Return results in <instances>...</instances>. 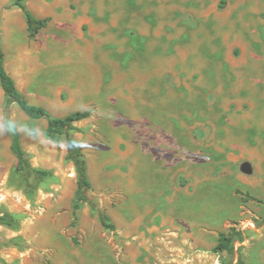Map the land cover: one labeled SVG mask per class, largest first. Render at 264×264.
<instances>
[{
	"label": "rangeland",
	"instance_id": "374dc122",
	"mask_svg": "<svg viewBox=\"0 0 264 264\" xmlns=\"http://www.w3.org/2000/svg\"><path fill=\"white\" fill-rule=\"evenodd\" d=\"M0 0L4 66L64 136L16 104L32 167L16 172L0 86V264H264V0ZM245 3V4H244ZM262 3V4H261ZM253 8H252V7ZM263 6V7H262ZM234 253L217 251L219 234Z\"/></svg>",
	"mask_w": 264,
	"mask_h": 264
},
{
	"label": "trees",
	"instance_id": "16d2710c",
	"mask_svg": "<svg viewBox=\"0 0 264 264\" xmlns=\"http://www.w3.org/2000/svg\"><path fill=\"white\" fill-rule=\"evenodd\" d=\"M15 6L20 8L25 16L26 30L29 37L34 38L40 30L47 24V18H37L30 10L26 8L25 0H14ZM0 86L4 94L3 113L5 125L11 135V150L16 157L17 163L15 171L22 173L33 171L35 173L46 174L45 171L36 169L31 166L27 156L21 146L20 135L10 119L11 105L16 104L27 116L32 119L44 118L47 122L45 133L51 139H56L64 136L67 147V158L73 162L76 172V190L74 194L73 210H77L82 202H87L93 210H98L93 201L87 198L86 192L91 188V183L87 174L86 161L83 152L76 143L72 131L75 129L74 123L88 117L89 111H75L66 116H53L46 108L29 102L27 97L18 89L14 79L7 72L4 66V52L1 47V32H0ZM99 221L105 228L112 229L113 225L109 220L108 215L98 210ZM0 223L7 224L4 216H0ZM217 251L225 250L229 254L234 253V248L231 245V238L224 233L219 234Z\"/></svg>",
	"mask_w": 264,
	"mask_h": 264
},
{
	"label": "crops",
	"instance_id": "0c3cea01",
	"mask_svg": "<svg viewBox=\"0 0 264 264\" xmlns=\"http://www.w3.org/2000/svg\"><path fill=\"white\" fill-rule=\"evenodd\" d=\"M256 1H260V0H252V3H254V2L256 3ZM251 7H252V6H251ZM253 7H254V6H253ZM253 7H252V8H253Z\"/></svg>",
	"mask_w": 264,
	"mask_h": 264
},
{
	"label": "bare ground",
	"instance_id": "6f19581e",
	"mask_svg": "<svg viewBox=\"0 0 264 264\" xmlns=\"http://www.w3.org/2000/svg\"><path fill=\"white\" fill-rule=\"evenodd\" d=\"M258 2L260 3V2H262V1H261V0H260V1H256V3H258ZM244 4H245V3H244ZM261 4H262V3H261ZM262 7H263V6H262Z\"/></svg>",
	"mask_w": 264,
	"mask_h": 264
}]
</instances>
